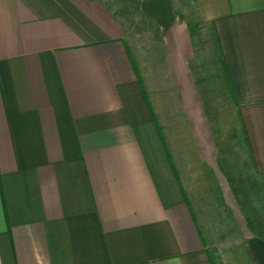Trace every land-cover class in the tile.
<instances>
[{
  "label": "crops",
  "instance_id": "0c3cea01",
  "mask_svg": "<svg viewBox=\"0 0 264 264\" xmlns=\"http://www.w3.org/2000/svg\"><path fill=\"white\" fill-rule=\"evenodd\" d=\"M177 5L138 0L160 36L191 148L210 167L194 29ZM190 5L264 182V0ZM125 36L104 0H0V264H215ZM243 247L264 264L263 238Z\"/></svg>",
  "mask_w": 264,
  "mask_h": 264
},
{
  "label": "rangeland",
  "instance_id": "374dc122",
  "mask_svg": "<svg viewBox=\"0 0 264 264\" xmlns=\"http://www.w3.org/2000/svg\"><path fill=\"white\" fill-rule=\"evenodd\" d=\"M104 1L123 22L125 46L137 64L168 152L180 161L179 185L206 236L210 256L215 264H251L243 244L248 236L264 239V182L252 169L213 39L197 29L190 0H176L194 29L193 74L216 145L215 160L207 167L191 148L180 102L169 84L160 36L139 13L138 0Z\"/></svg>",
  "mask_w": 264,
  "mask_h": 264
},
{
  "label": "trees",
  "instance_id": "16d2710c",
  "mask_svg": "<svg viewBox=\"0 0 264 264\" xmlns=\"http://www.w3.org/2000/svg\"><path fill=\"white\" fill-rule=\"evenodd\" d=\"M116 15V14H115ZM158 31V30H157ZM128 52V51H127ZM129 54V53H128ZM129 57H130V59H131V62H132V64H133V68L135 69V71H137L136 73H138V70H137V66H136V64L134 63V61H133V59H132V56H130V54H129ZM156 122V121H155ZM163 139V138H162Z\"/></svg>",
  "mask_w": 264,
  "mask_h": 264
}]
</instances>
